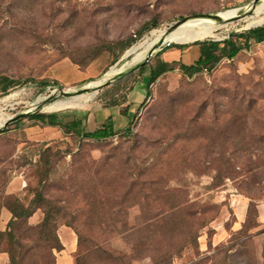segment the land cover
<instances>
[{
    "label": "rangeland",
    "instance_id": "374dc122",
    "mask_svg": "<svg viewBox=\"0 0 264 264\" xmlns=\"http://www.w3.org/2000/svg\"><path fill=\"white\" fill-rule=\"evenodd\" d=\"M230 8L236 9L230 16L241 17L215 21L220 29L204 40L222 41L264 25V12L254 9L253 0H0V89L16 82L7 94L0 91V117L8 120L21 112L43 111L65 118L99 99H112L116 87L111 85L116 81L84 93L94 94L84 107L49 108L75 98L62 95V90L74 92L103 79L113 66L126 65L124 72L138 64L150 67L170 44H180L164 42L148 62L151 49L142 60L133 61L135 55L127 52L151 40L154 31L165 29L158 39L168 41L172 33L165 31L177 21ZM197 40L185 44L196 45ZM43 81L49 82L45 89ZM133 82L134 78L125 81L121 95ZM149 91L132 132L103 141L73 135L41 141L38 138L54 134L30 119L32 113L11 123L0 133V213L12 196L30 204L37 190L63 200L65 214L57 219L80 230L87 254L83 261L92 264L100 256L97 245L108 242L131 252L126 242L135 237L133 232L115 235L101 228L103 222L141 225V208L133 203L142 193L145 198L138 200L149 214L155 213L156 205L179 202L184 209L213 218L200 230L199 249L185 248L173 264H251L250 257L241 254L237 238L241 228L234 230L232 225L241 200L248 207L264 200V42L252 43L234 59L224 57L210 72L190 77L178 66L152 83ZM50 97L52 101L43 104ZM48 158L51 166L46 165ZM49 168L47 181L39 185ZM130 188L132 193L125 195ZM96 204L106 205L105 210ZM29 219V225H37ZM178 221L198 222L185 210ZM217 228L223 231L220 236ZM53 252L45 245L27 250L24 264H56L57 251ZM200 256L205 259L193 263ZM133 264L153 263L144 258Z\"/></svg>",
    "mask_w": 264,
    "mask_h": 264
},
{
    "label": "trees",
    "instance_id": "16d2710c",
    "mask_svg": "<svg viewBox=\"0 0 264 264\" xmlns=\"http://www.w3.org/2000/svg\"><path fill=\"white\" fill-rule=\"evenodd\" d=\"M156 26L157 25L154 24L149 26L148 29H152ZM263 42L264 25L253 27L245 32L233 33L230 37L222 41L214 39L197 40L194 44L200 47L201 54L195 63L185 64L182 62H166L160 58V53L157 55L156 64L150 67L147 64H143L138 70L139 72L116 81L111 87H116V91L113 93L115 96L122 97L120 99L122 103H126L128 92L132 90L138 77L144 74L148 69L150 70L149 88V86L152 83H155L162 75L174 71L178 66L185 75L190 77L203 72L204 70L210 72L224 57L230 60L234 59L243 49H249L252 43ZM188 45L189 44H170L172 47H183ZM131 78H134L133 84L128 87L125 86L127 92L124 95H121L125 81ZM15 84L16 82L14 80L9 81L1 87L0 91L3 94H7L9 89ZM41 85L42 89H45L49 85V82L43 81L41 82ZM106 93L110 94L111 90H106ZM105 98L107 99V97ZM122 112L128 115L129 107L124 106ZM135 115L130 116V126L122 132H118L114 129V123L111 118L108 119L102 127L93 131H85L84 133L79 129V127L83 125V121L71 117L62 118L58 113H42L38 111L32 113L29 118L41 122L43 125L58 126L62 128L67 135L79 136L81 139L103 141L120 133L132 132ZM1 132H3V130H0V133ZM45 162L46 165H52L49 158L46 159ZM51 171L52 168L46 169L44 175L45 178L44 176H41L39 185L47 181L46 177H49ZM127 190L128 191L125 192V195L131 194L133 188ZM132 195L134 196V194ZM137 195L138 193L135 194V196ZM96 196L101 197L100 194ZM135 196L134 199H136ZM141 197L144 199L145 195L140 193L137 196L135 203H133V205H139L141 208L144 218V222L141 225L130 226L128 223L119 225L117 222H103L101 228L102 231L111 232L115 235L118 233L133 232L134 235L132 236L135 237L129 238L126 242L130 245L131 252L127 253L112 247L108 242L107 245L104 246L100 243L102 245H97L96 247V252L100 253V256L98 261L92 264H133L135 260L144 258H149L153 264H173V259L179 256L185 248L193 247L196 250L199 249L198 238L200 230L208 225L213 219L212 217H209L208 214L205 216H202V214L198 215V212L191 208L184 209L182 203L179 202H175L169 206L165 205L163 208L160 205H156L154 207L155 213L152 215L148 213L141 200H138V198L141 199ZM96 200L97 199L90 202L94 203ZM153 200L158 201V197H154ZM62 203L63 200L47 197L42 190H37L30 204H25L18 196H12V201L5 205L12 213V218L8 223L7 229H0V252L8 253L10 264H24L27 250H37L42 245L50 248L51 252L64 249V245L58 235V229L61 223L57 219V217H61L65 214L66 209ZM97 206H99L100 209L102 208V212L106 207V205L103 204H96V207ZM38 209L43 210L44 219L37 225H29L27 222L28 219ZM183 210H185L188 218H193L198 222L187 224V221H178V216L182 214ZM205 212H207V210L204 211V214ZM147 213L152 216L147 217ZM257 217V204L250 203L247 210L246 220L242 228L237 232L238 242L242 247L241 254L247 257L249 256V262L251 264H260L257 259L255 242L251 232L259 225ZM63 224L72 227L78 235V248L74 253L75 264H89L84 263L83 261L87 254L85 251H82L84 239L80 230L69 221H65ZM22 227L25 228L26 233H23L26 235L18 232V229ZM230 249L231 248L228 250L230 251ZM53 255H55L54 252ZM203 259L205 258L200 256V259L193 263L201 262Z\"/></svg>",
    "mask_w": 264,
    "mask_h": 264
},
{
    "label": "crops",
    "instance_id": "0c3cea01",
    "mask_svg": "<svg viewBox=\"0 0 264 264\" xmlns=\"http://www.w3.org/2000/svg\"><path fill=\"white\" fill-rule=\"evenodd\" d=\"M184 45L185 43H180ZM200 47L198 45H188L183 47H171L166 48L161 52L160 58L166 62H182L185 64H193L200 57ZM137 79L134 83L132 90L127 94V102L122 103L119 98L99 99L93 105H90L85 110L75 111L70 116L77 120L83 121V125L79 127L82 133L85 131H93L102 127L108 119H112L114 123V129L118 132H122L130 126L131 117L135 115L141 105L145 102L149 94V80L150 72ZM118 81V80H117ZM124 106L129 107V114L126 115L122 112ZM62 116V115H61ZM60 116V117H61ZM64 116V115H63ZM66 118V117H65ZM69 118V117H68ZM45 129L46 131L53 132L54 136L47 135L46 137L38 138L41 141L46 139L64 138L66 137L65 131L58 126H50ZM78 138H80L78 136ZM248 210V203L245 200L239 202L238 207L235 210V220L233 221L232 228L238 230L242 228ZM258 227H255L251 232L255 242L256 255L261 263H264V200L258 201ZM12 214L6 208H3L0 213V229L4 230L7 227L8 221L11 219ZM44 218V213L41 209H38L30 217L31 224H38ZM216 235L223 234L220 228H217ZM58 235L61 239L64 249L56 252L57 264H75L74 253L77 249V236L74 230L66 225H60L58 229ZM0 264H10L9 255L6 252H0Z\"/></svg>",
    "mask_w": 264,
    "mask_h": 264
},
{
    "label": "bare ground",
    "instance_id": "6f19581e",
    "mask_svg": "<svg viewBox=\"0 0 264 264\" xmlns=\"http://www.w3.org/2000/svg\"><path fill=\"white\" fill-rule=\"evenodd\" d=\"M256 11L264 12V0L259 4ZM234 12H236V9L230 8V9H226V11L222 12V14L221 13L219 14L223 18H231L232 16L230 15L234 14ZM217 24L218 23H216L214 20L207 18V17L190 18L171 32L172 34L169 36L168 41L166 40V37H165V41L185 43V42H190L193 39L204 40L207 37L214 36L215 32L218 29H220L219 28L220 25H217ZM164 30L165 29L154 31L153 32L154 36L151 40L146 39L144 42L131 48L127 53L135 55L133 61L142 60L147 55L149 50L152 49L155 46V44L159 42V40H161L162 37L160 39L158 38L163 33ZM166 35H168V33H166ZM125 66L126 65L111 67L108 70V72L105 74L103 79L92 81L88 83L86 86L93 87V86L99 85L105 79L110 78L114 76L115 74H117ZM93 96L94 94H91V93L77 95L72 101H57V102L52 103L49 108L50 109H62V108H66V107L73 106V105L78 106V107H84L93 98ZM5 121H7L5 118L0 117V126H3Z\"/></svg>",
    "mask_w": 264,
    "mask_h": 264
},
{
    "label": "water",
    "instance_id": "95a60500",
    "mask_svg": "<svg viewBox=\"0 0 264 264\" xmlns=\"http://www.w3.org/2000/svg\"><path fill=\"white\" fill-rule=\"evenodd\" d=\"M260 1L261 0H253V7H254L255 10H256L257 5L259 4ZM205 17L210 18V19H212V20H214L216 22H219L221 20L226 21V20L235 19V18H238V17H241V16L237 15V16H233L231 18H223L219 13H216V14H206ZM190 18H195V17H185V18L177 21L175 24L171 25L168 30H166V33H168V34L171 33L174 29H176L178 26H180L182 23H184L186 20H188ZM256 27H258V26H256ZM164 42H166L165 41V37H162L161 40H159V42H157V44L155 45L156 47H153L151 49L149 55L146 56V60H145L146 62L149 61L151 56H154L156 53H158V51L160 49V46L162 44H164ZM157 46H158V49H157ZM127 55H129V54L127 53ZM142 65L143 64H138L137 66H135V68H132L128 72H124V67H123L117 74H115L114 76H112L110 78L105 79L103 82H101L97 86H93V87L85 86V87H83V88H81L79 90H76L74 92L62 90V95L67 96V97H72V96H77V95H81V94H84L86 92H89V90L91 88H95V87L102 88L103 86H106V85H108L110 83H113V82L117 81L118 79H120L122 77H125V76L129 75L131 72L135 71L136 69H139ZM51 99H52V97L44 100L43 104L48 103ZM31 113H34V112L26 111V112H21L19 114H16L15 116H12L7 121H5L4 125L0 127V130H4V129L8 128V126L11 123L16 122L18 120H21V119L27 117Z\"/></svg>",
    "mask_w": 264,
    "mask_h": 264
}]
</instances>
